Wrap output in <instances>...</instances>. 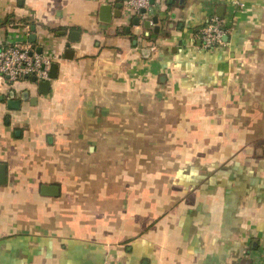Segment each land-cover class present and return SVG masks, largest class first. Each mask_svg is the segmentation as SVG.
I'll use <instances>...</instances> for the list:
<instances>
[{
	"label": "crops",
	"instance_id": "1",
	"mask_svg": "<svg viewBox=\"0 0 264 264\" xmlns=\"http://www.w3.org/2000/svg\"><path fill=\"white\" fill-rule=\"evenodd\" d=\"M117 1L0 0V44L59 63L47 93L0 86V264H264V113L243 90L264 58V0H154L139 15L159 31ZM214 15L229 31L208 49ZM151 104L170 109L169 156L155 148L152 166L144 126L115 125L161 122Z\"/></svg>",
	"mask_w": 264,
	"mask_h": 264
},
{
	"label": "built area",
	"instance_id": "2",
	"mask_svg": "<svg viewBox=\"0 0 264 264\" xmlns=\"http://www.w3.org/2000/svg\"><path fill=\"white\" fill-rule=\"evenodd\" d=\"M233 4L242 6L245 0H231ZM124 4L132 8L136 14H144L143 8L147 10L152 6V0H124ZM229 26L222 16L214 15L198 31V37L205 48H215L224 42L228 34ZM155 48V45L151 46ZM53 57L39 51L33 45L21 44L19 42H8L0 44V81L3 85L22 79L41 81L50 78V70Z\"/></svg>",
	"mask_w": 264,
	"mask_h": 264
},
{
	"label": "rangeland",
	"instance_id": "3",
	"mask_svg": "<svg viewBox=\"0 0 264 264\" xmlns=\"http://www.w3.org/2000/svg\"><path fill=\"white\" fill-rule=\"evenodd\" d=\"M132 9V8H130ZM133 10V9H132ZM245 67L244 73L245 75L243 76V90H244V95L247 98H253L255 99L254 102L251 101L249 106L245 107L247 110L253 109V110H261L262 113H264V107L263 102H260V100H264V58H250L248 60V63ZM13 83V82H12ZM3 83L0 81V86H2ZM256 99H260L258 104H256ZM148 100V98H147ZM138 106L134 105L132 108L133 113L138 112ZM181 107H177V113H179L181 110ZM146 110L147 112V117L149 116L151 119L153 116H161L162 121L161 122H147V123H142V122H137V121H130L126 123H118L115 125H118V128H121V126H125L127 124L130 125L131 128H134L137 130L138 128H142L144 126L146 131V135L143 136L145 137L146 143H147V150H151V153H146L145 157L140 156L141 160L147 161V164L150 163L149 165L152 166L153 162L157 161L160 159V155L162 156V162H164V159L169 156V121L165 120L166 119V114L169 113V107H166L164 105L160 104H151V105H146ZM175 111V110H174ZM142 112V111H141ZM259 112V113H261ZM261 113V114H262ZM260 114V116H261ZM179 115V114H178ZM258 131L260 134L264 135V121H258L257 123ZM264 138V137H263ZM133 140V139H130ZM155 141V145H154ZM161 146V147H160ZM160 150L162 153L159 155L157 153H153L152 150ZM136 156V155H135ZM150 159V160H147ZM158 164L156 163V167ZM153 170L152 169H146L147 173H151ZM133 174L132 176L136 175L134 173H137L138 170L132 171Z\"/></svg>",
	"mask_w": 264,
	"mask_h": 264
},
{
	"label": "water",
	"instance_id": "4",
	"mask_svg": "<svg viewBox=\"0 0 264 264\" xmlns=\"http://www.w3.org/2000/svg\"><path fill=\"white\" fill-rule=\"evenodd\" d=\"M152 3H154V0H152ZM116 9L114 11L115 14L120 15L122 12V6H123V1H117L116 4ZM142 12L146 14L148 12L147 8H143ZM106 13L105 17H102L103 20H111L112 16V4L110 3H103L101 5V14ZM159 17L157 15H147L144 16V19L140 15H135L133 18V22L135 24H140L142 23L145 27H150L153 23L155 24V30L159 31L160 30V24L158 23ZM75 32V31H73ZM73 34V33H72ZM228 36V35H225ZM31 41L35 40V33H32L31 35ZM70 50V49H68ZM150 48H145L144 52H149ZM68 57V56H67ZM58 67L59 63L58 62H53L50 70V78L44 79L39 81V88L42 92L47 93L51 87V79L56 78L58 74ZM33 80H36L35 77H33ZM15 96V91L12 90L10 92V97L8 98V106L11 108H17L21 105V99L20 98H14ZM28 96V92H24V97ZM7 179V166L5 163H0V183H5ZM48 188L50 187V190H54V186H47Z\"/></svg>",
	"mask_w": 264,
	"mask_h": 264
}]
</instances>
